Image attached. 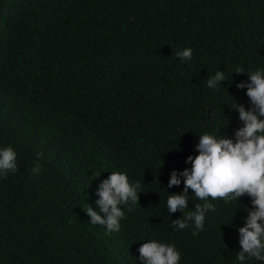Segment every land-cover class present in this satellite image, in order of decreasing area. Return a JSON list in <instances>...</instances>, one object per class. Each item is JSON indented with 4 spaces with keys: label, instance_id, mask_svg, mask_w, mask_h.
Instances as JSON below:
<instances>
[{
    "label": "trees",
    "instance_id": "16d2710c",
    "mask_svg": "<svg viewBox=\"0 0 264 264\" xmlns=\"http://www.w3.org/2000/svg\"><path fill=\"white\" fill-rule=\"evenodd\" d=\"M256 69L264 0H0V147L17 153L0 176V264H144L149 239L175 244L179 264H240L247 195L212 201L196 235L174 222L202 201L188 189L169 212L166 199L200 134L242 125L231 105L251 107L236 85ZM215 71L227 80L213 90ZM112 171L140 187L110 232L85 211L106 218L96 192Z\"/></svg>",
    "mask_w": 264,
    "mask_h": 264
},
{
    "label": "clouds",
    "instance_id": "9594fccd",
    "mask_svg": "<svg viewBox=\"0 0 264 264\" xmlns=\"http://www.w3.org/2000/svg\"><path fill=\"white\" fill-rule=\"evenodd\" d=\"M181 61L192 59V49L185 47L176 52ZM244 71L237 67L236 73ZM248 81L237 83L236 87L246 89L251 107L247 110L242 104L231 105L238 113L242 125L232 137H223L204 132L199 135L196 155H189L185 168L177 175L171 172L168 187L179 186L183 182L184 190L180 194H167L166 206L169 212L178 209L184 212L188 208V189H191L197 203L194 210L185 212L184 218L174 222L175 230L193 228V235L203 231L206 214L215 212L212 202L223 199L226 202L237 201L241 196L250 198L252 208L248 212L242 227H239V252L236 254L240 264L255 260L264 264V69L247 72ZM224 72L215 71L207 81L209 89L216 90L221 81H225ZM17 170V153L8 147H0V176ZM39 172V165L34 169ZM100 174H98L99 176ZM182 178V181H181ZM140 185L130 183L127 173L112 171L103 180L96 192V203L105 214L104 219L87 207L86 213L92 224H106L107 230L118 231L124 211L120 205L137 203ZM139 259L144 264H179L181 254L175 244L149 239L139 249Z\"/></svg>",
    "mask_w": 264,
    "mask_h": 264
}]
</instances>
